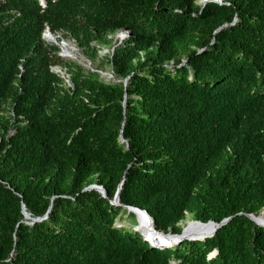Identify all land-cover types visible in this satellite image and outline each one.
Masks as SVG:
<instances>
[{
    "label": "trees",
    "instance_id": "obj_1",
    "mask_svg": "<svg viewBox=\"0 0 264 264\" xmlns=\"http://www.w3.org/2000/svg\"><path fill=\"white\" fill-rule=\"evenodd\" d=\"M44 1L0 0V264H264V0Z\"/></svg>",
    "mask_w": 264,
    "mask_h": 264
},
{
    "label": "water",
    "instance_id": "obj_2",
    "mask_svg": "<svg viewBox=\"0 0 264 264\" xmlns=\"http://www.w3.org/2000/svg\"><path fill=\"white\" fill-rule=\"evenodd\" d=\"M208 1H214V2L221 3L220 0H204V2L202 3V6H204V4L206 2H208ZM225 25L226 24H223L222 26H225ZM221 27H219L217 30H219ZM127 33H129L128 30L124 34H121L120 35L121 38H123L124 35L127 34ZM46 35H49L50 39L51 40L53 39V41H55L54 35H52V33H50L48 31L46 33ZM61 42L63 43L64 41L62 40ZM63 51L64 50H62L61 54L67 55V53H65ZM55 71H57V72L59 71L60 74H61V76L64 73V70L61 69V68H59V67H55ZM124 82H125V87H126L127 86V83H128V77L125 78ZM121 140L123 142H125L126 145L128 146V141L126 139H124V138L121 137ZM122 183H123V180L119 183L118 189H117V191L115 193L114 198L111 200V203L119 204V191H120V189L122 187ZM91 189H95V190L99 191L102 194V196L106 197L105 189L101 185L92 183V184H89L88 186H86L84 188V190H91ZM123 206L126 207L128 209V211H131L134 214L140 213V214H143L144 216L147 217V219H148L147 222L150 224V230H149L150 233H145L144 231H142L141 229H139V225L143 221H141L139 219V216H137V215H136V224H135L134 228L137 231H139V233L143 237V240L148 241L151 246H153V247H159L161 249H163V248H165L167 246H170L172 244L180 243V242H182L185 239L202 240V239H205L206 237L213 236L216 233V231L218 230V228L220 226L226 224L230 220V218H231V217L223 218L220 222H216V221H213V220H208L206 222H202L200 220H192V222H189V223L207 225L208 227L206 229H204V230L198 231L197 233L187 234L185 232V229L187 228V225H186L185 227L182 228V230H181L180 233H173L172 231L164 232V231H161V230L156 229V227L154 225L153 218L150 216V214L145 209H141L139 207H135V206H131V205H126V204H124ZM22 211H23L24 217L31 220V222H27L26 221L29 224H32L35 221H39V220L47 217V214H45L43 216H39V217H33V216H31L30 212L27 211V209H26V207H25V205L23 203H22ZM246 215L251 220H253L255 223H257L259 225H264V210L261 211V213H259V214L246 213ZM151 234H153L155 236H160L161 237L160 238L161 240L160 241H157V242L156 241H153V239H151V237H150ZM199 237H202V238H199Z\"/></svg>",
    "mask_w": 264,
    "mask_h": 264
},
{
    "label": "bare ground",
    "instance_id": "obj_3",
    "mask_svg": "<svg viewBox=\"0 0 264 264\" xmlns=\"http://www.w3.org/2000/svg\"><path fill=\"white\" fill-rule=\"evenodd\" d=\"M47 38L50 39L49 35H47ZM55 39H56V36H55ZM61 46H62V48L64 50L63 52L67 53V56H70V58L71 57L76 58L77 54L75 53V49L73 48V46L68 41L64 40V42L61 43ZM136 215L139 216V219L141 221H143L139 225V229H141L145 233H150L149 232L150 224L147 222L148 221L147 217L144 216L143 214H140V213H136ZM196 225L197 226H195L193 229H191V228L185 229V232L187 234H194V233H197L198 231L204 230V229H206L208 227L207 225H201V224H196ZM151 235H153V234H151Z\"/></svg>",
    "mask_w": 264,
    "mask_h": 264
},
{
    "label": "rangeland",
    "instance_id": "obj_4",
    "mask_svg": "<svg viewBox=\"0 0 264 264\" xmlns=\"http://www.w3.org/2000/svg\"><path fill=\"white\" fill-rule=\"evenodd\" d=\"M221 1V3L223 2V0H220ZM200 2H204V0H200ZM218 3V2H217ZM119 35H121L120 33H119ZM126 36V35H125ZM124 36V37H125ZM123 37V38H124ZM46 40V39H45ZM46 41H48V40H46ZM72 46H73V48L75 49V53L77 54V56H76V58H74V57H71L70 58V56H63V57H65V58H68V59H70V60H79V61H83V60H85L84 59V56L82 55V53H81V50H80V48H78L77 47V45L75 44V42L73 41V40H67ZM62 47V46H61ZM107 50V49H106ZM62 55H64V54H62ZM86 63V62H85ZM87 65H88V62L86 63ZM89 66V65H88ZM102 75L103 76H106V80L107 81H109V79L110 78H113V76H112V74H110V73H108V72H104V73H102ZM189 222H192V220L190 219V217L189 216H187L183 221H181V223H180V225L182 226V228L183 227H185L186 225H187V228L186 229H188V228H191V229H193L195 226H197L195 223H189ZM116 224L117 225H131L132 224V220L130 219V218H124L123 220H121V221H118L117 220V222H116Z\"/></svg>",
    "mask_w": 264,
    "mask_h": 264
},
{
    "label": "clouds",
    "instance_id": "obj_5",
    "mask_svg": "<svg viewBox=\"0 0 264 264\" xmlns=\"http://www.w3.org/2000/svg\"><path fill=\"white\" fill-rule=\"evenodd\" d=\"M42 2H44V0H42ZM222 3H223V2H222ZM48 31H49L50 33H52V35H54V38H55V36H56L55 41H53V39L51 40V39H48V38H47L46 33H47ZM125 32H127V31H121L120 34H124ZM125 35H127V34H125ZM125 35H124V36H125ZM43 37H44V39L48 40V42H50V43L59 44V45H60V49H61V50L59 51V54L62 55L61 52H62L63 48L61 47V43H62L61 41H62V40H63V41L66 40V41H67V39L61 38L60 40H58L57 37H60V34H55V33L51 32L48 26L46 27L45 31L43 32ZM62 56H65V55H62ZM88 65H90V63H88ZM55 67H58V66H53V67H52V69H53L54 71H55ZM59 68H60V67H59ZM63 70H64V69H63ZM56 72H57V71H56ZM58 73H60V72L58 71ZM60 75H61V74H60ZM62 77H64L65 79H67V80H66L67 82L69 81V79H68L69 76H68L67 74H65V70H64V73H63ZM69 84H70V83H69ZM135 215H136V214H135Z\"/></svg>",
    "mask_w": 264,
    "mask_h": 264
},
{
    "label": "built area",
    "instance_id": "obj_6",
    "mask_svg": "<svg viewBox=\"0 0 264 264\" xmlns=\"http://www.w3.org/2000/svg\"><path fill=\"white\" fill-rule=\"evenodd\" d=\"M67 80V79H66Z\"/></svg>",
    "mask_w": 264,
    "mask_h": 264
}]
</instances>
